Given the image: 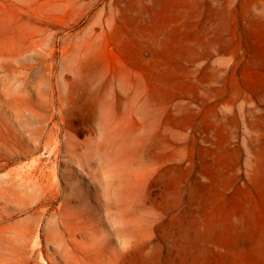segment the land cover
Masks as SVG:
<instances>
[{
  "label": "rangeland",
  "instance_id": "rangeland-1",
  "mask_svg": "<svg viewBox=\"0 0 264 264\" xmlns=\"http://www.w3.org/2000/svg\"><path fill=\"white\" fill-rule=\"evenodd\" d=\"M264 0H0V264H264Z\"/></svg>",
  "mask_w": 264,
  "mask_h": 264
},
{
  "label": "crops",
  "instance_id": "crops-1",
  "mask_svg": "<svg viewBox=\"0 0 264 264\" xmlns=\"http://www.w3.org/2000/svg\"><path fill=\"white\" fill-rule=\"evenodd\" d=\"M262 88H263V90H264V85H263V87H262Z\"/></svg>",
  "mask_w": 264,
  "mask_h": 264
}]
</instances>
